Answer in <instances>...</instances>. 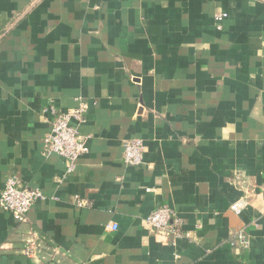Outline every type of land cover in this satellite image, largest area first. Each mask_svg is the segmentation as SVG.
Masks as SVG:
<instances>
[{
  "label": "crops",
  "instance_id": "obj_1",
  "mask_svg": "<svg viewBox=\"0 0 264 264\" xmlns=\"http://www.w3.org/2000/svg\"><path fill=\"white\" fill-rule=\"evenodd\" d=\"M81 102L68 171L44 136ZM10 177L44 198L23 222L0 205V264H264V0H0V194ZM163 204L175 243L146 223Z\"/></svg>",
  "mask_w": 264,
  "mask_h": 264
},
{
  "label": "built area",
  "instance_id": "obj_2",
  "mask_svg": "<svg viewBox=\"0 0 264 264\" xmlns=\"http://www.w3.org/2000/svg\"><path fill=\"white\" fill-rule=\"evenodd\" d=\"M228 16L226 12H218L215 15L217 27H222V22ZM51 117L48 120V131L44 136L45 151L56 153L64 157L68 163V171H72L76 160L89 151L86 138L81 134L79 125L84 121L87 111L85 103L81 102L75 109L59 111L50 108ZM145 143L141 138H131L123 144V161L127 165H139L144 161ZM240 175H236L234 181L240 182ZM44 198L43 192L39 188L25 187L17 177H10L0 194L1 207L9 212L17 222L27 220L31 207L40 199ZM80 204H83L80 201ZM249 204L246 197H241L231 205V209L236 213ZM146 223L152 233L167 237L175 243L178 239L184 238V221L177 211L166 204L155 208L146 218ZM117 224H113L111 229L116 230ZM239 238L245 242L243 233H239ZM39 244L36 239L31 241L25 249V254L34 255Z\"/></svg>",
  "mask_w": 264,
  "mask_h": 264
}]
</instances>
